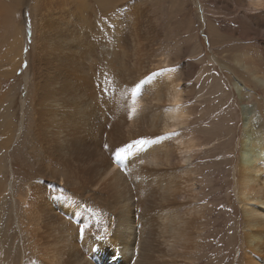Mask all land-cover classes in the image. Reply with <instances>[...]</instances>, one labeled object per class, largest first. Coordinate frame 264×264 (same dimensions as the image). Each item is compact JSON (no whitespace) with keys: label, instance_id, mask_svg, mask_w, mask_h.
Listing matches in <instances>:
<instances>
[{"label":"bare ground","instance_id":"1","mask_svg":"<svg viewBox=\"0 0 264 264\" xmlns=\"http://www.w3.org/2000/svg\"><path fill=\"white\" fill-rule=\"evenodd\" d=\"M132 1L0 0V264H206L203 239L219 224L208 220L198 156L216 144L204 151L213 139L201 141L191 125L217 119L192 117L208 100L203 74L216 70L201 59L202 90L189 101L174 59L152 47L144 7ZM236 6L241 21L264 19V0ZM203 19L213 47L221 28ZM237 50L240 80L264 85L258 57L246 44ZM239 94L242 104L253 98ZM251 120L241 119L233 185L241 264H264V134ZM140 137L154 143L115 161L116 147Z\"/></svg>","mask_w":264,"mask_h":264},{"label":"rangeland","instance_id":"2","mask_svg":"<svg viewBox=\"0 0 264 264\" xmlns=\"http://www.w3.org/2000/svg\"><path fill=\"white\" fill-rule=\"evenodd\" d=\"M202 3L206 12L203 11L204 8L202 10L199 7L198 0H133L131 2L132 7L145 8H143L141 20L144 21L143 26H146L144 29L147 36L152 38V47H160L161 52H165L174 59L171 67L175 68L184 79L191 96L189 101L196 99V95L202 90L200 80L203 77L198 76L202 67L201 59L206 57L205 59L209 61L208 65L215 67V75L211 74L212 71L203 74L208 77V82L212 80L207 85L208 93L204 96L208 100L203 110L196 111L192 117L199 116L201 112H207L217 113V119L213 120L215 121L213 123H208L206 120L212 121L209 116L204 121L191 125V131H194L201 141L213 139L210 145L205 146L204 151L216 144L210 151L198 156V161L205 162L207 165L204 181L210 196L206 203L208 207L214 209L208 220L219 224L215 231L204 237L202 250L206 264L207 262L209 264H241L244 228L241 206L233 185L236 184L238 169L241 119L243 116L249 117L253 120L250 122L254 123L257 132L264 134V85L254 80L251 82L240 80L244 70L242 66L235 63L234 55L240 46L246 44L247 50H251L258 57L259 63L261 61L258 65L264 73V19L255 17L253 22L241 21L239 19L241 14L236 6L237 0H202ZM23 11L20 20L24 19L22 21L25 22L26 31H28V18L25 20ZM207 16L209 19L213 17L210 20L212 22L208 19L209 24H213V27L216 26L217 29L221 28L219 31L222 33L213 47L203 19ZM214 49L219 54L214 52ZM258 53L261 55H257ZM213 54L217 58V63L211 62ZM25 62L21 65V71L22 68L27 69L28 64ZM243 90L253 96L245 104L239 101V93ZM250 108L252 112L245 116L242 113L243 109L251 110ZM104 257L107 259L109 254L106 253Z\"/></svg>","mask_w":264,"mask_h":264},{"label":"snow or ice","instance_id":"3","mask_svg":"<svg viewBox=\"0 0 264 264\" xmlns=\"http://www.w3.org/2000/svg\"><path fill=\"white\" fill-rule=\"evenodd\" d=\"M167 71V69H160L159 72H153L151 75L152 76H157L160 73ZM145 79H148V77H145ZM144 81L142 80L140 83H143ZM136 87H139V84L136 85ZM103 91H107V89H103ZM176 135L175 132L171 133H166L165 136H158L156 137L157 140H162L165 139L166 136H173ZM154 143L153 140L145 138V137H140L136 139H131L130 141L123 143L121 146H118L115 148V151L111 153L112 156H114L115 161H123L127 157H134L135 154L139 153L145 146ZM104 147L107 149L108 145L105 144ZM88 228V224H80L79 225V232L80 235L83 236L85 234V229Z\"/></svg>","mask_w":264,"mask_h":264}]
</instances>
